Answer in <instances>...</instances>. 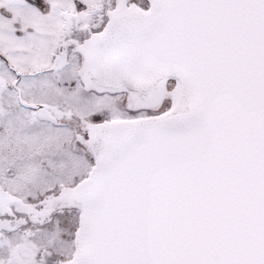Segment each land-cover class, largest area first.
Returning <instances> with one entry per match:
<instances>
[{
  "label": "snow or ice",
  "instance_id": "snow-or-ice-1",
  "mask_svg": "<svg viewBox=\"0 0 264 264\" xmlns=\"http://www.w3.org/2000/svg\"><path fill=\"white\" fill-rule=\"evenodd\" d=\"M0 264H264V0H0Z\"/></svg>",
  "mask_w": 264,
  "mask_h": 264
}]
</instances>
